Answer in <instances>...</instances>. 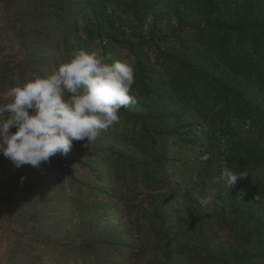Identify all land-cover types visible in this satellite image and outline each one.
<instances>
[{
    "label": "trees",
    "instance_id": "obj_1",
    "mask_svg": "<svg viewBox=\"0 0 264 264\" xmlns=\"http://www.w3.org/2000/svg\"><path fill=\"white\" fill-rule=\"evenodd\" d=\"M167 1L172 5L164 16L176 20L170 33L191 32L179 35L176 50L159 46L155 63L143 50L141 29L156 0H0L11 19L8 30L25 49L19 59L0 57V94L10 102L9 88L51 74L73 51L97 54V41L109 62L111 45L127 49L136 58L131 92L137 103L119 110L109 138L74 141L66 155L57 153L45 165L68 176L56 185L59 210L71 220L80 217L77 227L62 219L63 243L84 264H264V0ZM176 105L197 113L224 141L219 158L208 161L215 175L212 210L190 195L189 220L177 216L171 192H164L169 141L186 148L199 137ZM121 114L135 126L131 139L122 132ZM220 160L223 169L246 176L229 188L219 179ZM78 167L101 184L77 176ZM126 174L154 191L129 220L127 238L84 228L92 196H114L105 178L122 182ZM43 188L53 190L49 179ZM213 227L229 232L231 243L217 242Z\"/></svg>",
    "mask_w": 264,
    "mask_h": 264
},
{
    "label": "rangeland",
    "instance_id": "obj_2",
    "mask_svg": "<svg viewBox=\"0 0 264 264\" xmlns=\"http://www.w3.org/2000/svg\"><path fill=\"white\" fill-rule=\"evenodd\" d=\"M156 1V7L148 13L143 29H141L145 36L143 50L151 56L155 63L159 56V46L160 49L168 51L176 50L181 45L179 35L184 38L191 32L171 34L169 30L173 29L176 20L173 16L168 18L169 16L167 14L164 16V14L168 12L167 10H171L172 3L167 0ZM9 21L11 19L6 17L3 5L0 3V57H7V61H12L23 57L25 49L19 44L12 31L8 30ZM125 36L126 38L130 36L127 29ZM102 44L101 41L96 42L97 54L101 56ZM109 52L112 61L127 59L131 56L127 49L120 48L116 44L109 47ZM4 97L10 100L6 94ZM3 103L6 101L0 94V104ZM175 107H180L181 119L186 123L192 122L194 133L199 137L195 146L186 148H180L178 145H173L172 140L169 141L170 161L166 164L168 185L164 192H171V202L177 208V216L182 220L186 218L189 220L190 195L206 204L209 211L212 210L215 175L208 161H216L219 158L224 149V141L222 136L209 130L208 122L202 120L197 113L181 106L176 105ZM121 119L123 134L127 135L128 139L133 138L135 136L133 122L122 114ZM112 129L113 126L109 128V130ZM10 131L15 132V127ZM102 132L101 135L109 138L108 132L106 134ZM45 165L46 163H42L39 168L30 165L16 168L9 159L0 154V264H84L82 259H77V262L74 260L72 250L67 247L68 242L63 243L61 238L63 226H65L62 219L71 227L74 224L76 225L73 227H77L80 223L78 215L71 220L67 212L64 217L57 207L56 185L64 179L68 182V176L56 168L45 171ZM220 166H223L221 160L218 163V172L223 169ZM46 172L47 177H45ZM75 174L93 181L96 185L101 184L89 174L85 167H78ZM22 177L26 179L22 180ZM46 179L51 181L53 188L49 192L43 188ZM105 183L112 189L114 196L101 199L97 196L98 193L92 196V210L85 217L88 219L84 222V228L91 226L96 235L102 233L105 235L110 231L122 241L129 233V220L136 218L140 212L141 202L149 200L154 191L142 187L139 178L128 174L122 182L114 177L110 179L106 177ZM183 229L186 237L192 235L188 228ZM212 236L217 242L227 245L232 241L229 232L222 228L213 227Z\"/></svg>",
    "mask_w": 264,
    "mask_h": 264
},
{
    "label": "clouds",
    "instance_id": "obj_3",
    "mask_svg": "<svg viewBox=\"0 0 264 264\" xmlns=\"http://www.w3.org/2000/svg\"><path fill=\"white\" fill-rule=\"evenodd\" d=\"M135 65L134 56L109 62L76 50L51 74L9 88L10 102L0 104V154L16 168H39L57 153L66 155L74 141L95 143L119 122L121 108L137 103L130 94ZM244 176L225 168L219 179L230 188Z\"/></svg>",
    "mask_w": 264,
    "mask_h": 264
}]
</instances>
